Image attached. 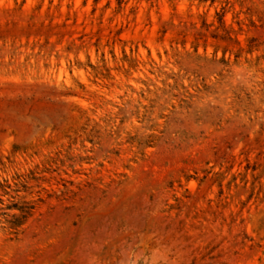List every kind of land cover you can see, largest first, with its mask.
I'll return each instance as SVG.
<instances>
[{"label": "rangeland", "instance_id": "rangeland-1", "mask_svg": "<svg viewBox=\"0 0 264 264\" xmlns=\"http://www.w3.org/2000/svg\"><path fill=\"white\" fill-rule=\"evenodd\" d=\"M19 174L0 264H264V0H0Z\"/></svg>", "mask_w": 264, "mask_h": 264}, {"label": "trees", "instance_id": "trees-1", "mask_svg": "<svg viewBox=\"0 0 264 264\" xmlns=\"http://www.w3.org/2000/svg\"><path fill=\"white\" fill-rule=\"evenodd\" d=\"M91 65L94 67L93 64ZM156 139H158V135L152 134L145 147L155 146ZM18 179L14 184L8 178L0 181V223L4 224L12 236L21 234L35 215L39 203L43 201L41 197L29 198L33 191L28 183L30 181L28 176L19 174ZM4 196L8 198L5 199Z\"/></svg>", "mask_w": 264, "mask_h": 264}]
</instances>
